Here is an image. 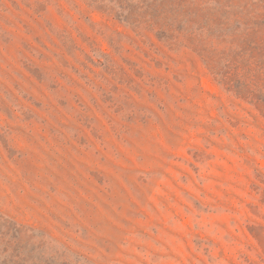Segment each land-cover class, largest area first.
Masks as SVG:
<instances>
[{
  "label": "rangeland",
  "instance_id": "374dc122",
  "mask_svg": "<svg viewBox=\"0 0 264 264\" xmlns=\"http://www.w3.org/2000/svg\"><path fill=\"white\" fill-rule=\"evenodd\" d=\"M0 264H264V0H0Z\"/></svg>",
  "mask_w": 264,
  "mask_h": 264
}]
</instances>
